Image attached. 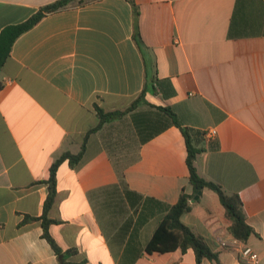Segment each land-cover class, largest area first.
Instances as JSON below:
<instances>
[{
    "label": "crops",
    "instance_id": "1",
    "mask_svg": "<svg viewBox=\"0 0 264 264\" xmlns=\"http://www.w3.org/2000/svg\"><path fill=\"white\" fill-rule=\"evenodd\" d=\"M57 1L0 0V35ZM147 78L169 81L175 95L148 93L92 132L96 106L127 110ZM0 82V264H60L42 220L24 219L43 216L53 163L85 142L76 167L60 165L49 213L51 236L75 250L68 262L198 264L192 249L146 252L166 215L156 201L193 194L186 139L158 107L171 108L203 150L199 174L240 196L254 230L246 243L264 264V0L75 3L18 37ZM191 205L183 223L220 264H241L218 195L206 189Z\"/></svg>",
    "mask_w": 264,
    "mask_h": 264
},
{
    "label": "trees",
    "instance_id": "2",
    "mask_svg": "<svg viewBox=\"0 0 264 264\" xmlns=\"http://www.w3.org/2000/svg\"><path fill=\"white\" fill-rule=\"evenodd\" d=\"M89 0H59L47 6H44L28 21L19 24L9 26L4 29L0 35V70L11 56V51L15 41L23 33L37 25L47 14L54 13L75 3H84ZM131 1V0H130ZM135 10V40L138 45H141V35L138 28V8L133 3ZM0 82V89L2 88ZM159 89L163 95L168 98L175 95V89L172 84L167 80H158L155 78L148 79L145 82V87L139 98L125 111H112L106 112L104 109L96 106V110L100 119L99 125L92 131H98L102 126L112 120L123 117L126 113L134 110L138 104L145 100L148 93L156 92ZM161 111L165 112L173 121V124L178 127L183 133L187 144V166L190 173V182L193 186V194L189 195L184 190L182 191L178 202L175 205H167L162 202L156 201L161 210L166 212L164 219L161 221L159 227L155 231L152 239L146 246V252L148 254H167L177 250H181L182 253H186L192 249L197 258V263L200 264L202 260L208 259L210 261L219 262L218 253L214 252L205 239L196 235L191 228L183 223L182 217L191 212V202L200 195L204 190L208 189L215 192L226 211V217L230 220V233L238 240L248 242L250 237L254 234L253 228L247 222V215L245 212L242 199L237 194H228L223 188L212 181H209L202 177L197 169L196 161L198 156L203 152L201 148H197L193 145L190 130L183 127L182 123L178 119L174 111L169 107H158ZM91 133V132H90ZM88 136L86 137L87 140ZM86 149V142L83 145L82 151L74 155L70 152L64 153L59 157L51 167V174L48 181L45 183L48 185L49 194L44 206V214L40 218H34L26 216L24 222L42 220L43 238L51 245L53 251L57 255L60 264H71L68 262L70 256L75 253V250H63L55 239L50 234V226L56 221L49 218V213L54 206L57 197V171L60 165L68 161L71 166L76 167L84 155ZM153 200V199H152Z\"/></svg>",
    "mask_w": 264,
    "mask_h": 264
},
{
    "label": "built area",
    "instance_id": "3",
    "mask_svg": "<svg viewBox=\"0 0 264 264\" xmlns=\"http://www.w3.org/2000/svg\"><path fill=\"white\" fill-rule=\"evenodd\" d=\"M205 134L208 138L214 139L218 132L216 129H210ZM222 245L227 246L228 244L223 242ZM233 245L236 246L239 251V260L241 264H259L261 262L260 254L249 244L234 238Z\"/></svg>",
    "mask_w": 264,
    "mask_h": 264
},
{
    "label": "water",
    "instance_id": "4",
    "mask_svg": "<svg viewBox=\"0 0 264 264\" xmlns=\"http://www.w3.org/2000/svg\"><path fill=\"white\" fill-rule=\"evenodd\" d=\"M200 195H201V193H200ZM200 195H199V196H200ZM199 196H197V197H196V199H198V198H199Z\"/></svg>",
    "mask_w": 264,
    "mask_h": 264
}]
</instances>
